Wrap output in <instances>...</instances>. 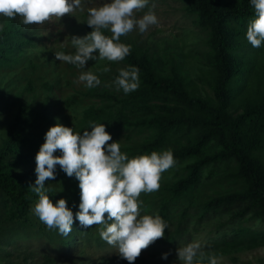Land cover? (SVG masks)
<instances>
[{
    "label": "rangeland",
    "instance_id": "374dc122",
    "mask_svg": "<svg viewBox=\"0 0 264 264\" xmlns=\"http://www.w3.org/2000/svg\"><path fill=\"white\" fill-rule=\"evenodd\" d=\"M110 2L82 0L83 11L77 9L70 16L53 18L41 25L25 26L21 22L22 18H16L17 24L21 25L19 36L22 38L18 37L21 44L14 52H7L11 58L9 65L0 67V149L7 139L14 116L20 108L25 109L28 128L24 134L28 135L29 141L21 149L25 162L17 168V172L29 175L28 189L37 179L36 156L52 126L59 122L63 126L74 127V131L81 134L85 130L90 132L92 129L85 117L86 111L91 107L112 104L96 95L110 91L124 96L123 90L117 91L114 84L119 70L129 67L124 61L89 60L85 70L91 69L98 75L101 84L88 89L83 83H74L82 70L55 58V53L59 51L74 54L72 36L84 37L89 34L86 24L88 9ZM150 9L155 12L158 24L150 26L144 33L136 28L120 39L160 60L167 71L172 68V59H175L183 70L181 75L190 90L204 97H213L209 87L212 67L207 35L186 11L185 3L182 0H149L148 5L135 15L141 18ZM7 20L0 16V24L5 26ZM231 27L235 36L232 41L237 47L234 61L238 84L231 98L229 115L237 116L264 96V45L254 48L247 41V27ZM94 55L98 56L99 53ZM104 67H109L111 71L103 73ZM109 134L112 141L121 142L122 152L135 156L140 151L138 145L152 136L150 132L140 134L139 130ZM194 135L187 137L185 143H193ZM207 149V155H214L218 150L213 142L208 144ZM55 155L61 153L57 151ZM14 158L12 156L10 160ZM194 161L191 158L165 171L160 188L163 183L179 181L185 175V166ZM260 167L264 171V152ZM233 172L226 161L220 162L214 172L212 168L206 170L204 186L197 197L199 201L209 200L218 194L219 198L221 194L228 195L234 199L232 206L223 205L221 209L207 213L203 206L198 204V209L194 206L184 227L183 240L175 244L163 242L149 246L135 264H180L177 249L194 240L201 241L206 252L214 253L219 258V264H264V211L249 207L247 213H243L247 205L240 199L242 186ZM211 173L216 176L211 177ZM49 184L55 189L49 193L54 204L60 199H66L71 204L68 208L74 214L73 231L64 237L58 230H49L33 214L34 207L24 218L13 219L5 206L7 196L0 189V264H128L127 260L119 256L117 247L109 245L100 237V226L85 229L75 219L79 207L74 210L73 205L79 206L81 202L79 181L74 176L68 177L57 165L56 179L46 181V186ZM158 193L159 190L149 193L151 204L147 205L146 212L141 210V215H157L154 199ZM148 210L151 212L148 213ZM213 244L217 249H213ZM164 253H171L167 260L162 259Z\"/></svg>",
    "mask_w": 264,
    "mask_h": 264
},
{
    "label": "trees",
    "instance_id": "16d2710c",
    "mask_svg": "<svg viewBox=\"0 0 264 264\" xmlns=\"http://www.w3.org/2000/svg\"><path fill=\"white\" fill-rule=\"evenodd\" d=\"M182 1L186 11L195 19V24L207 35L212 67L209 87L214 96L204 97L191 91L175 59H172V68L167 71L160 60L141 48L131 47V53L123 61L128 66L139 68V88L129 94L124 93L122 97L110 91L98 93L96 96L102 101L112 104L91 107L85 113L90 124H105L109 133L150 132L152 136L138 145L140 151L137 156L171 149L175 165L195 159L185 166V175L179 181L163 183L155 196V211L169 227L164 238L151 246L163 242L175 244L183 240L184 227L194 206L197 209L198 204L203 206L207 213L221 209L223 205L234 204L232 197L222 194L220 198L218 194L209 200L197 201L204 186L205 171L212 168L214 172L220 162L230 164L242 186L240 199L247 205L243 213H247L249 207L264 211V171L260 167L264 152V96L241 114L229 115L231 98L238 84L234 61L237 47L232 41L235 36L231 26L248 28L256 18L254 7L250 0ZM92 30L88 26V33ZM20 31L21 25L16 19L6 21L0 36V67L9 65L11 58L7 52H14L21 44ZM105 34L111 36L107 30ZM120 42L128 44L122 39ZM24 114L25 109L20 108L0 149V189L7 196L5 206L10 216L17 220L24 218L39 199L27 188L29 175L17 172V168L25 162L21 149L29 141L28 135L24 134L28 128ZM193 135L194 142L185 143L186 138ZM211 142L218 150L214 155H207ZM12 156L15 158L10 160ZM128 157L136 156L130 154ZM214 176L216 174L211 173V177ZM139 199L144 201L142 209L146 212L151 202L149 193H142ZM67 205L71 204L67 202ZM74 206V210L79 207ZM212 247L217 249L214 244Z\"/></svg>",
    "mask_w": 264,
    "mask_h": 264
},
{
    "label": "clouds",
    "instance_id": "9594fccd",
    "mask_svg": "<svg viewBox=\"0 0 264 264\" xmlns=\"http://www.w3.org/2000/svg\"><path fill=\"white\" fill-rule=\"evenodd\" d=\"M148 3L149 0H111L88 9L86 24L93 30L84 37H71L74 54L55 53L56 60L82 70L74 83H83L88 89L99 86L98 75L91 69L85 70L87 62L123 61L131 53V45L120 42V38L136 28L144 33L158 24L151 9L141 18L135 15ZM250 3L256 18L248 25L246 39L254 48H260L264 45V0H250ZM77 9L84 10L82 0H0V16L20 17L25 26L62 19ZM3 27L0 24V30ZM96 52L98 56L94 55ZM109 71V67L102 69L103 73ZM139 72L136 66L120 69L114 80L116 90L122 89L125 94L136 91L140 86ZM89 128L90 132L85 130L81 134L74 127L58 122L47 131L46 142L36 156L37 179L29 188L39 198L32 212L49 230H58L64 237L73 231L74 214L66 199L54 204L49 193L55 189L50 184L46 186V181L56 179L59 165L68 177L74 176L79 181L81 202L75 219L80 226L85 229L100 226V237L117 247L119 256L128 264H135L144 250L164 238L169 227L158 214L141 215L144 201L139 198L142 193L159 190L163 173L176 164L173 151H153L150 155L129 158L121 151V142L109 143L112 136L105 124L93 122ZM57 151L61 155L56 156ZM176 254L180 264H219V258L206 252L199 240L179 247ZM170 255L164 253L162 259L167 260Z\"/></svg>",
    "mask_w": 264,
    "mask_h": 264
}]
</instances>
